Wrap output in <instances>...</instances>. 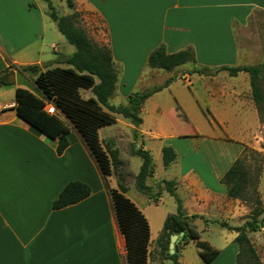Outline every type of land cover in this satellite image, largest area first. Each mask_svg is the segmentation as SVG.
<instances>
[{"label": "crops", "instance_id": "crops-1", "mask_svg": "<svg viewBox=\"0 0 264 264\" xmlns=\"http://www.w3.org/2000/svg\"><path fill=\"white\" fill-rule=\"evenodd\" d=\"M71 1L74 8L64 16L79 12L85 19H92L94 27L102 26L105 38L97 30V41L110 47L116 67L115 57L141 59L144 64L161 45L168 54L191 49L199 65L212 70L239 66L237 30L245 28L256 12H264V0ZM58 32L43 0H0V74L10 66L36 65L42 71L64 67L63 58L74 51L65 45L63 35ZM221 73L226 72L208 77L212 81L211 97L216 101L243 100V84L227 82L225 78L219 81ZM118 91L117 76L114 94ZM15 93V87L0 88V264H127L125 239L109 193L110 189L119 190L117 175L113 172L103 179L95 159L75 129L68 136V148L58 155L57 143L17 116L15 100L7 102L3 98L14 99ZM147 103L148 100L141 110L140 127L126 126L132 128L134 135L136 131L141 139V149L150 154L146 139L161 141L157 144L160 159L162 149L166 147L162 135L143 129L145 118L142 114ZM225 160L221 157V167L226 164ZM228 169L213 168L211 171L210 168L207 171L209 177L194 168L184 171L179 165L178 176L174 178L176 188L177 183L183 185L192 197L196 207L190 211L182 203L188 216L200 217L191 223L196 230L195 223L207 221L205 212L210 208L231 220L232 207L229 212L224 211L227 190L226 195L218 194L210 188L209 181V178L220 181ZM156 178L154 174L146 182L151 196L140 193L137 201L131 200L150 225L148 264H164L166 260L157 241L166 219L172 215L163 208L165 191L160 183L167 180ZM152 180H159V183ZM72 182L88 185L91 195L76 204L54 210V201ZM123 185L127 195L128 187ZM204 192H207L206 196ZM236 237L233 233L226 238L228 247L236 244ZM209 245L219 252L211 263L217 264L223 257V250ZM236 246L233 264L235 260L237 263L239 253ZM184 247L181 239L175 254H182Z\"/></svg>", "mask_w": 264, "mask_h": 264}, {"label": "rangeland", "instance_id": "rangeland-1", "mask_svg": "<svg viewBox=\"0 0 264 264\" xmlns=\"http://www.w3.org/2000/svg\"><path fill=\"white\" fill-rule=\"evenodd\" d=\"M51 1L59 15L64 16L71 13L68 0ZM83 16L85 15L81 16L80 13L78 27L85 30L93 43L108 46L104 42L97 41V30L100 31V36L105 38L101 32L105 29L102 26L94 27L92 19H85ZM237 37L240 49L239 66L262 67L258 87L263 102L254 101L248 74L231 77L226 73H221L219 81L225 78L227 82L241 83L245 87V93L243 100L216 101L211 97L212 81L208 77L198 74L189 75L194 68L201 67L197 61L196 64H186L171 72H166L147 67V62L143 64L141 59L115 57L119 91L110 98L109 104L114 107L126 106L130 95L144 92L155 86H162L169 78H174V82L168 88L148 99L145 113L142 114L145 118L143 129L159 132L164 145L173 148L177 155V162L174 165L169 168L164 167L163 158L159 159L157 155V144L161 141L146 139L145 145L151 151L155 177L160 181H175L179 165L184 168V171L194 168L196 172L204 176L205 174L209 176L207 171L210 168L211 171L213 168L216 170L230 168L241 156L244 145V148L248 150L245 161L247 167L250 168L252 180L247 201L227 198L225 201L227 206L223 209L229 212L232 207L231 220H227L224 213L210 208L205 212L207 221H198L195 225L202 241L223 250V257L217 264H233L232 255L237 247L236 244L228 247L226 238L235 232L228 231L222 224L225 223L229 227L245 226L256 257L246 253L243 264H264V12H256L245 28L237 30ZM63 39L65 45L75 52V47L70 45L65 37ZM63 66V68L68 67L65 64ZM81 93L86 99L94 97L89 90H82ZM3 98L7 102L11 99L15 100V97L13 99L9 96ZM48 108L51 109L50 106ZM105 110L109 112L106 108ZM114 116L117 123L102 128L100 138L106 149L119 152V158L123 164L115 169L114 173L118 177L119 185L124 183L127 185L126 196L130 200L137 201L140 192L136 188V177L140 172L142 159L133 155L132 150L142 148L139 145L141 139L138 134L134 135L132 128L126 126H131L126 119L118 114ZM136 144H138L137 148ZM221 157L226 158V164L222 167ZM121 178L124 179L123 182ZM152 181L159 183V180ZM209 181L211 182L210 188L214 192L226 195V188L221 180L209 178ZM177 189L178 196L188 211L196 207L191 201L189 191L183 185L177 183ZM164 191L163 208L175 214L177 212L176 200L165 188ZM204 195L206 196L207 192H204ZM254 220L259 225V230L256 232H252L247 227V224ZM200 254L195 243L189 242L185 245L183 253L177 255L180 264H204ZM163 263L174 264L171 259H166ZM235 264H237L236 260Z\"/></svg>", "mask_w": 264, "mask_h": 264}, {"label": "trees", "instance_id": "trees-1", "mask_svg": "<svg viewBox=\"0 0 264 264\" xmlns=\"http://www.w3.org/2000/svg\"><path fill=\"white\" fill-rule=\"evenodd\" d=\"M43 1L47 5L51 21L56 24L58 31L66 41L75 47V52L71 56L63 58V64L68 68L55 67L42 71L36 65L18 68L10 66L0 74V88H16L14 110L17 116L42 135L55 141L58 155H62L68 148V136L75 129L95 159L103 179L106 180L123 162L119 158L118 151L104 147L100 138V130L117 123L115 114L121 115L133 127L139 128L142 124L141 110L146 101L154 94L168 88L174 82V78H169L162 86H155L144 92L130 95L126 106H111L109 100L116 90L117 72L110 47L93 43L85 30L78 27L79 12H74L70 16H61L51 0ZM68 6L70 9L74 8L71 0H68ZM186 64H196L193 50L187 49L175 54H168L163 45L155 49L147 61L149 68L166 72H171ZM261 68L223 66L212 70L200 67L194 68L189 75L214 77L220 72H226L229 76L236 77L239 74H248L252 97L256 103H260L263 102L258 87V80L262 74ZM15 71L21 72L37 89L39 95L10 83L8 75ZM82 90H89L94 97L84 98ZM49 106L51 110L47 109ZM132 152L133 155L142 159V166L136 177V188L140 193L151 196V189L146 182L155 174L152 156L143 149H133ZM247 152L248 150L245 148L221 179L229 199L247 201L252 181L250 168L247 167L245 161ZM162 158L164 167L167 168L176 160L177 155L173 148L164 147ZM120 180L124 181L123 178ZM161 184L177 203L176 214H172L166 219L163 232L157 241L162 255L166 259H171L174 264H179V256L177 254L170 255L169 245L171 236L184 233L182 242L185 245L194 242L197 250L201 253L203 263L211 264L219 252L213 250L207 242L201 241L199 232L191 225L193 220L200 217L186 214L182 200L177 194L175 181H162ZM109 193L120 231L125 239L127 264H148L151 232L147 218L125 195L126 188L123 184L119 186V190L110 189ZM90 195L91 188L88 185L81 182L69 183L58 199L54 201L52 208L54 210L66 208ZM222 226L237 233L235 239L239 248L237 264L244 263L243 259L246 257V253L256 257L245 226L229 227L225 223ZM247 227L252 232L259 230V225L255 220L248 223Z\"/></svg>", "mask_w": 264, "mask_h": 264}, {"label": "water", "instance_id": "water-1", "mask_svg": "<svg viewBox=\"0 0 264 264\" xmlns=\"http://www.w3.org/2000/svg\"><path fill=\"white\" fill-rule=\"evenodd\" d=\"M8 81L12 84H15L18 87L26 88L36 95H39V92L37 89L26 79V77L19 71L12 72L8 75ZM184 233H181L180 235H173L170 239V254H175V248L180 243L181 239L183 238Z\"/></svg>", "mask_w": 264, "mask_h": 264}, {"label": "bare ground", "instance_id": "bare-ground-1", "mask_svg": "<svg viewBox=\"0 0 264 264\" xmlns=\"http://www.w3.org/2000/svg\"><path fill=\"white\" fill-rule=\"evenodd\" d=\"M48 110H50L49 108H47Z\"/></svg>", "mask_w": 264, "mask_h": 264}, {"label": "built area", "instance_id": "built-area-1", "mask_svg": "<svg viewBox=\"0 0 264 264\" xmlns=\"http://www.w3.org/2000/svg\"><path fill=\"white\" fill-rule=\"evenodd\" d=\"M51 110V109H50Z\"/></svg>", "mask_w": 264, "mask_h": 264}]
</instances>
